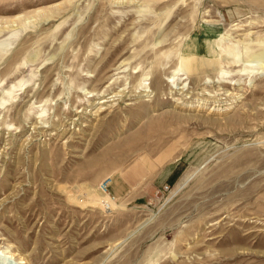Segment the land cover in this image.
Returning a JSON list of instances; mask_svg holds the SVG:
<instances>
[{"label":"rangeland","instance_id":"rangeland-1","mask_svg":"<svg viewBox=\"0 0 264 264\" xmlns=\"http://www.w3.org/2000/svg\"><path fill=\"white\" fill-rule=\"evenodd\" d=\"M0 264H264V0H0Z\"/></svg>","mask_w":264,"mask_h":264},{"label":"built area","instance_id":"built-area-1","mask_svg":"<svg viewBox=\"0 0 264 264\" xmlns=\"http://www.w3.org/2000/svg\"><path fill=\"white\" fill-rule=\"evenodd\" d=\"M111 182H112V177L105 178L99 185L101 192L107 193V194L110 193L109 188H110Z\"/></svg>","mask_w":264,"mask_h":264},{"label":"bare ground","instance_id":"bare-ground-1","mask_svg":"<svg viewBox=\"0 0 264 264\" xmlns=\"http://www.w3.org/2000/svg\"><path fill=\"white\" fill-rule=\"evenodd\" d=\"M258 64H259V62H258ZM117 95V94H116ZM97 103H102L101 101L100 102H97ZM100 111V110H99ZM103 193V192H102ZM105 194H107V193H105ZM109 195V194H108ZM110 196V195H109Z\"/></svg>","mask_w":264,"mask_h":264},{"label":"crops","instance_id":"crops-1","mask_svg":"<svg viewBox=\"0 0 264 264\" xmlns=\"http://www.w3.org/2000/svg\"><path fill=\"white\" fill-rule=\"evenodd\" d=\"M115 198V197H114Z\"/></svg>","mask_w":264,"mask_h":264}]
</instances>
